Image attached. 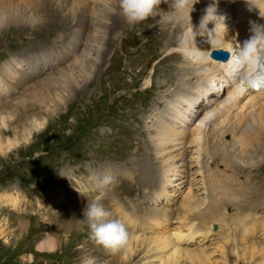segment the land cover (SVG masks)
I'll return each mask as SVG.
<instances>
[{
    "label": "rangeland",
    "instance_id": "obj_1",
    "mask_svg": "<svg viewBox=\"0 0 264 264\" xmlns=\"http://www.w3.org/2000/svg\"><path fill=\"white\" fill-rule=\"evenodd\" d=\"M15 7L11 12L0 9V264H80L85 254L97 257L100 264H161L157 243L138 242L126 254L111 255L90 238L86 226L80 229L78 221L87 203L99 201L135 236L144 237L154 235L148 231L149 217L165 208L180 209L179 195L154 201L162 178L152 140L155 118L173 100L165 95L187 89L178 80L183 58L165 52L167 39L176 33L174 10L162 3L156 15L130 26L119 13L118 0H19ZM73 43L78 46L75 54L94 44L91 52L97 60L88 61L87 81L62 86L65 94L60 93L55 106L47 95L51 88L40 81L74 59L69 55ZM15 59L29 71L18 85L11 83V74L3 75V68ZM33 63L41 71L31 73ZM263 106L238 108L249 113L245 119L234 118L220 134L222 139H210L215 160L207 173L219 175L224 193L240 199L216 206L213 201L207 219L197 216L203 211L195 216L201 232L183 240L195 247L208 240L207 252L218 264H264ZM151 116L156 117L150 121ZM221 145L227 146L228 154L216 153ZM242 145L245 149L239 153ZM235 154L246 162L236 161ZM105 174L116 176L118 183L103 187ZM223 205L226 214L221 212ZM233 218H242L239 231L222 222ZM244 230L248 234L239 239ZM48 237L57 241L56 249L40 251L39 244ZM225 238H235V244L228 246ZM252 241L257 242L255 253ZM216 246L228 255L222 258Z\"/></svg>",
    "mask_w": 264,
    "mask_h": 264
},
{
    "label": "bare ground",
    "instance_id": "obj_2",
    "mask_svg": "<svg viewBox=\"0 0 264 264\" xmlns=\"http://www.w3.org/2000/svg\"><path fill=\"white\" fill-rule=\"evenodd\" d=\"M27 1L33 2L37 0ZM1 2L3 6H0V9H9L11 12L16 8L15 5L19 0H0V3ZM97 2L99 3V1ZM174 15L176 16L174 26L176 33L172 32V38L167 39L168 45L166 44L167 47L165 48V52L171 56L176 54V57L183 58L182 66H180V71L178 73V80L181 82V85H186L187 89L183 88V91L181 87L177 89L181 91L180 93L175 94L177 90L167 93L165 95L166 97H173L172 101H167V106L165 107L167 110L164 111L160 118L151 116L152 119L150 121L156 117L154 123L156 127L154 128L155 134L152 140L157 153L156 155L160 168L158 169L161 170L160 177L162 178L160 182L162 188L158 191L159 193L154 201L157 203L160 197L172 198L177 195H179L182 200L180 201V209L178 212H175L173 209L165 208L162 214L159 213L158 215H154L156 216L155 218H150L148 216L149 220L151 219L148 231L154 235L142 237L136 234L132 246L135 244L137 245L138 242L142 243L143 241L157 243L158 245L155 247V253L159 257V259H157L162 262H160L161 264H164L163 259L164 261L166 260L165 264H218V261L214 262L211 260L212 252H207L208 240L203 243L198 241L195 247L191 244H187L189 242H185L183 239L187 237L192 240L194 239V235L201 232L197 227L195 216L200 211H203L197 216L203 217L204 220L207 219L205 214L209 206L210 208L212 207L210 204H212L213 201L214 206H216L218 204L221 205L227 200L236 202L235 200L239 198H236V196L234 197L235 199H232L233 197L224 193L225 189L218 184L222 181L219 175L207 173L209 164L215 160L213 152L210 151L212 143L210 139L213 137L216 138L218 137L216 135L220 136V134L224 133L226 127L234 118H236L238 122H242L243 119H245L244 117L249 113L244 115L243 113L245 110H238V108L241 107L242 109V107L247 105L255 106L257 104L260 105V103L264 104V90L257 92L247 90L246 83H243L242 80L245 66L236 64L232 58L227 62L214 59L211 53L216 49H223L225 51H234L237 49L242 51L245 42L253 38L254 29L258 34L264 33V29L260 28L264 27V0H191L189 6L184 11L175 12ZM78 37L81 40L82 37ZM88 39L90 38L88 37L87 41ZM76 43H73L69 50V55L73 53L72 56L74 59H72L66 67L60 68L58 72H55L56 75L50 78L48 76L49 79L45 78L40 81L48 84L49 88H51L48 89L47 95L55 106H57V100L61 99L60 93L62 92V94H65L62 91V86L68 87L71 82H76L77 85L80 86L85 78L87 81L91 76V72L87 70V64L91 57L94 58L92 55L93 52H91V46L94 44L87 43L90 46L86 45L80 52L75 54L78 50ZM100 49L98 47L96 51H100ZM171 50H174V52L169 53ZM15 61H13V64H9L3 68V75L11 74L13 77L11 83L18 85L26 76L29 77V71L25 72L20 68V62L16 59ZM250 62L251 58L248 59V64H250ZM46 65H44V67ZM31 66L34 68H31ZM35 66V63L30 65L31 73L41 71L38 69L36 70ZM1 83L3 82L0 80V84ZM148 83L149 80L145 79L143 83V92H147V88L149 87ZM1 91L6 93L4 88H2ZM49 93H51L52 96ZM250 108L249 112H253L250 114H254V109L252 108V111ZM169 110L170 112L168 113ZM241 114H243V117H241ZM246 119L248 120L249 118ZM251 121L254 122L255 117H252ZM238 126L240 127V125H237L235 129L238 130V128H236ZM229 129H231V127ZM240 133L242 134V132ZM225 135L226 134H224V136ZM238 137L239 136H237V138ZM242 139H245V136L244 138L242 137ZM241 140H236V142L240 141V143H242ZM219 142L222 141L220 140ZM251 143L253 144V141H251ZM217 145H219V143ZM235 145H237V143ZM245 146L242 145L238 147L239 153L243 152ZM222 147L223 148H216V153L219 154L218 152L222 151L221 153L223 155H225L224 153L228 154L226 150L227 146ZM214 150L215 148L213 147V151ZM236 155L239 157V154H235V158L237 157ZM235 160L239 161L241 164L246 162L245 159L242 161V157ZM217 184L220 186L218 187ZM170 189L173 190L170 191ZM225 209L226 207L223 205L221 212L224 214H226ZM247 215L249 216L250 214L247 213ZM225 218L228 217L225 216ZM242 218L238 220L234 218L228 220L230 223L226 222L227 219L221 221L229 225V230H235L238 228V225L242 223H239ZM237 231L239 230L237 229ZM207 232L208 231L203 234L205 237H207ZM247 234V231L244 230L243 234L240 236L237 235V237L243 240V237ZM262 234L264 240V231ZM228 235L231 234L228 233ZM222 240L220 241L222 242ZM225 240L227 245L229 244L228 246H230L232 242L235 244L236 239L225 238ZM56 245L57 241L52 237H48L39 244L38 249L40 251H53L56 249ZM217 247L218 246H216L215 251H218L221 257L225 258V254L227 253L224 250H218ZM251 247L255 253L257 250V242L252 241ZM258 248L261 247L258 246ZM261 249L263 250L264 247ZM184 258L188 259L186 262L189 263H183L185 261ZM155 259L156 255L154 260Z\"/></svg>",
    "mask_w": 264,
    "mask_h": 264
},
{
    "label": "clouds",
    "instance_id": "obj_3",
    "mask_svg": "<svg viewBox=\"0 0 264 264\" xmlns=\"http://www.w3.org/2000/svg\"><path fill=\"white\" fill-rule=\"evenodd\" d=\"M191 0H118V10L126 23L130 26L139 24L149 17L154 16L162 3H169L175 12L184 11ZM264 29V27H260ZM264 46V33L258 34L254 29V36L244 44V57L254 58ZM100 183L108 188L118 183L117 177L112 174L103 175ZM81 230L86 226L90 238L109 254H126L134 240L135 235L129 230L124 220L114 217L99 201L87 203L83 218L78 221ZM80 264H100L98 258L85 254L80 259Z\"/></svg>",
    "mask_w": 264,
    "mask_h": 264
},
{
    "label": "water",
    "instance_id": "obj_4",
    "mask_svg": "<svg viewBox=\"0 0 264 264\" xmlns=\"http://www.w3.org/2000/svg\"><path fill=\"white\" fill-rule=\"evenodd\" d=\"M211 56L215 59L225 60L228 56V52L223 49H216L212 51Z\"/></svg>",
    "mask_w": 264,
    "mask_h": 264
}]
</instances>
